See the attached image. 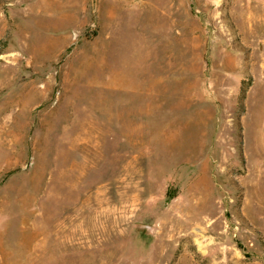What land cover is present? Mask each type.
Masks as SVG:
<instances>
[{"label": "rangeland", "instance_id": "obj_1", "mask_svg": "<svg viewBox=\"0 0 264 264\" xmlns=\"http://www.w3.org/2000/svg\"><path fill=\"white\" fill-rule=\"evenodd\" d=\"M264 0H0V264H264Z\"/></svg>", "mask_w": 264, "mask_h": 264}, {"label": "crops", "instance_id": "obj_2", "mask_svg": "<svg viewBox=\"0 0 264 264\" xmlns=\"http://www.w3.org/2000/svg\"><path fill=\"white\" fill-rule=\"evenodd\" d=\"M263 135H264V130H263Z\"/></svg>", "mask_w": 264, "mask_h": 264}]
</instances>
